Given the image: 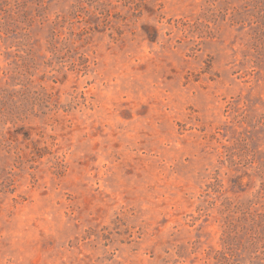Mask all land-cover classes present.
<instances>
[{"label":"rangeland","instance_id":"374dc122","mask_svg":"<svg viewBox=\"0 0 264 264\" xmlns=\"http://www.w3.org/2000/svg\"><path fill=\"white\" fill-rule=\"evenodd\" d=\"M0 264H264V0H0Z\"/></svg>","mask_w":264,"mask_h":264}]
</instances>
